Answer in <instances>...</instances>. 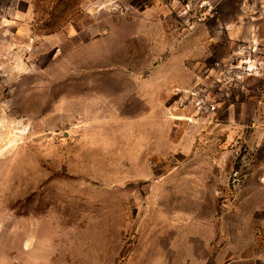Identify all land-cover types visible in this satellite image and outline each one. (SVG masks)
<instances>
[{"label": "rangeland", "instance_id": "rangeland-1", "mask_svg": "<svg viewBox=\"0 0 264 264\" xmlns=\"http://www.w3.org/2000/svg\"><path fill=\"white\" fill-rule=\"evenodd\" d=\"M0 15V264H201L171 253L162 212L225 208L239 151L242 184L264 171V0Z\"/></svg>", "mask_w": 264, "mask_h": 264}, {"label": "crops", "instance_id": "crops-1", "mask_svg": "<svg viewBox=\"0 0 264 264\" xmlns=\"http://www.w3.org/2000/svg\"><path fill=\"white\" fill-rule=\"evenodd\" d=\"M14 18L19 20L17 14ZM4 20L0 15V55L9 49ZM17 29L21 28L17 26ZM262 173L257 175L254 170L239 190L231 191L225 208L214 205L208 212L197 213L177 207L170 210V215L163 211L162 216L166 218L161 221L162 236L168 241L171 253L180 258L192 255L201 264H264ZM181 181L182 178L178 179ZM177 193L181 195L180 191Z\"/></svg>", "mask_w": 264, "mask_h": 264}, {"label": "built area", "instance_id": "built-area-1", "mask_svg": "<svg viewBox=\"0 0 264 264\" xmlns=\"http://www.w3.org/2000/svg\"><path fill=\"white\" fill-rule=\"evenodd\" d=\"M250 153L249 152H237L236 156V165L238 164L239 169L233 168L231 175H230V185L232 190H238V188L241 186V184L244 182V177L246 176V173L240 171L241 168H246L249 166V159ZM247 169V168H246ZM261 179H264V173L261 175Z\"/></svg>", "mask_w": 264, "mask_h": 264}, {"label": "trees", "instance_id": "trees-1", "mask_svg": "<svg viewBox=\"0 0 264 264\" xmlns=\"http://www.w3.org/2000/svg\"><path fill=\"white\" fill-rule=\"evenodd\" d=\"M46 28H48V30L50 31V32H48V33H51V32L53 33V32H55V30H54L55 27H53V26H51V25H47Z\"/></svg>", "mask_w": 264, "mask_h": 264}]
</instances>
